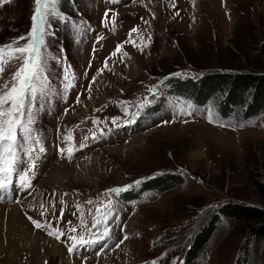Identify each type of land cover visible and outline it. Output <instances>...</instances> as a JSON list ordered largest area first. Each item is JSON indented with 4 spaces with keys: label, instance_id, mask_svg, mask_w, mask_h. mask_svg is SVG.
<instances>
[{
    "label": "rangeland",
    "instance_id": "1",
    "mask_svg": "<svg viewBox=\"0 0 264 264\" xmlns=\"http://www.w3.org/2000/svg\"><path fill=\"white\" fill-rule=\"evenodd\" d=\"M33 8V0L0 7V45L30 30ZM59 9L65 19L51 21L47 39L51 91L33 108L40 143L30 155L21 153L24 164L35 162L32 186L21 188L14 175L12 186L0 191V264H184L195 237L213 220L211 237L190 264H264V240L249 239L242 224L216 217L226 204L264 208V112L248 121L238 116L242 109L222 118L216 102L198 107L163 92L169 77L264 73V0H60ZM133 28L137 45L140 37L147 43L143 52L123 43ZM122 43L127 56L109 59ZM106 59L111 70L99 74ZM69 65L75 78L65 90ZM122 101L134 117L125 115ZM189 103L191 115L177 114ZM208 109L216 123H209ZM69 130L71 159L61 152ZM59 168L61 176L55 175ZM165 174L179 175L181 183L134 198L142 183ZM128 185L119 196L109 194L111 238H100L103 226L91 228L90 213L103 208L109 189ZM56 230L64 233L59 240L48 234ZM81 236L99 242L74 244Z\"/></svg>",
    "mask_w": 264,
    "mask_h": 264
},
{
    "label": "snow or ice",
    "instance_id": "2",
    "mask_svg": "<svg viewBox=\"0 0 264 264\" xmlns=\"http://www.w3.org/2000/svg\"><path fill=\"white\" fill-rule=\"evenodd\" d=\"M11 0H0V7L9 4ZM34 8L31 15V27L30 30L19 37L13 38L9 43L0 45V191H6L13 184V176L18 175L21 188H31V173L35 168L34 160L30 159L27 164H24L21 153L24 155H30L34 151V144H39L34 130L35 115L33 108L38 97L49 95L50 89L48 88V77L45 75L48 67L50 57L48 53L47 39L50 37L51 21L56 19L57 21L65 19L62 15L59 4L60 0H33ZM112 4L120 3V0H109ZM194 4V0H192ZM175 7V5H172ZM177 15L179 13L177 12ZM117 13L112 12V25L113 31H115V18ZM109 12L104 14L103 23L108 26ZM153 18H155L153 16ZM143 19V18H142ZM145 24L149 21L144 20ZM132 32H138V29L133 28L129 33V38L123 43H131L133 47H138L141 52L143 48L147 46L143 37H140L141 44L137 45L136 40L132 38ZM100 39H103L101 37ZM151 40V37L148 38ZM24 41V43H21ZM123 43L117 45L116 49L110 54V57L121 54V60L127 56L126 52H123ZM107 69L108 59L104 62V68L98 69V73ZM64 79L66 81V88L71 87V81L75 78L71 72V66L63 69ZM6 73L10 75L6 76ZM180 75V74H175ZM92 83H95L93 79ZM91 91V88L88 89ZM153 96L156 95L154 89H149ZM79 97H77V103H79ZM150 103L149 100H145L139 107L143 109ZM122 111L126 116L134 117L136 113H130L128 110V102H120ZM192 105L189 103L186 109L178 111L179 115H191ZM100 111V109H97ZM207 119L209 123H216L215 112L212 109H208ZM112 122L117 123L116 118H112ZM134 122L132 119L129 123ZM171 121H165L170 123ZM187 122V121H185ZM93 123H101V121L94 120ZM219 126L224 127V124ZM241 127L244 125L241 124ZM93 139H96L94 136ZM73 140L72 130H69L65 137V142L68 143L67 149H61L62 154L66 151L68 159L72 158L75 146L70 142ZM83 146V145H82ZM43 148H39L40 152H43ZM28 171H24V168ZM141 182L136 181L139 185ZM132 186L116 187L109 189L104 195L109 196L108 201L103 205V208L96 207L94 213H90L93 216L91 228H99L103 226V231L99 233L100 238H111V229L107 226L108 220L114 216L115 204L112 201L109 194L119 196L121 193L129 190ZM61 204L64 202L61 201ZM88 204H94L96 202L89 200ZM77 210L82 212L83 209L80 205H77ZM61 219L63 218V211L61 212ZM69 223H71L69 221ZM34 226L37 229L42 227L47 230V226H42L41 223L33 221ZM80 224L82 227H88L83 215L80 217ZM75 227L70 231L75 232ZM50 236H54L56 239H60L64 233H60L59 230L48 231ZM95 235V234H93ZM124 239H127L125 236ZM99 239L85 240L83 236L79 239H73L74 244H95ZM118 246V245H117ZM72 250V249H70Z\"/></svg>",
    "mask_w": 264,
    "mask_h": 264
},
{
    "label": "trees",
    "instance_id": "3",
    "mask_svg": "<svg viewBox=\"0 0 264 264\" xmlns=\"http://www.w3.org/2000/svg\"><path fill=\"white\" fill-rule=\"evenodd\" d=\"M163 88L166 96L188 100L198 107L216 102L213 106L218 116L222 118H226L238 109H242L238 116L243 121L253 119L264 112V73L261 72L222 70L195 78L169 77L164 82ZM180 183V176L175 174L154 177L142 183L134 191V198L137 199L141 193L148 191L163 193ZM216 217L242 224L249 239L264 240V208L226 204L218 209ZM215 222L216 220H213L195 237L194 244L188 252L189 257L184 264H190L201 251L202 246L211 237Z\"/></svg>",
    "mask_w": 264,
    "mask_h": 264
},
{
    "label": "bare ground",
    "instance_id": "4",
    "mask_svg": "<svg viewBox=\"0 0 264 264\" xmlns=\"http://www.w3.org/2000/svg\"><path fill=\"white\" fill-rule=\"evenodd\" d=\"M79 111L83 112L84 110H83V109H80ZM81 112H80V113H81ZM73 118H75V115L69 116V117L66 119V122L70 121V120L73 119ZM84 169H85V168H84ZM63 171H64V170H63ZM63 171H62L61 168L56 169V171H55L56 174H55V175L61 176V175H62L61 172H63ZM53 175H54V174H53ZM51 177H52V176H51ZM21 234H22V236H23V238H24V240H25L26 242L29 241L27 235H25V234L22 233V232H21Z\"/></svg>",
    "mask_w": 264,
    "mask_h": 264
}]
</instances>
